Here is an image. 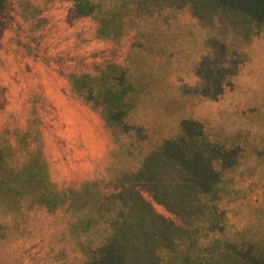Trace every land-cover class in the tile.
Segmentation results:
<instances>
[{"label": "rangeland", "instance_id": "obj_1", "mask_svg": "<svg viewBox=\"0 0 264 264\" xmlns=\"http://www.w3.org/2000/svg\"><path fill=\"white\" fill-rule=\"evenodd\" d=\"M88 2L92 16L73 0L0 11V264H84L117 228L128 264H264V23L219 0ZM60 92L100 122V159L60 136L75 111ZM177 139L214 169L203 196L177 187L185 175L172 164L138 172ZM149 178L175 182L174 212Z\"/></svg>", "mask_w": 264, "mask_h": 264}, {"label": "trees", "instance_id": "obj_2", "mask_svg": "<svg viewBox=\"0 0 264 264\" xmlns=\"http://www.w3.org/2000/svg\"><path fill=\"white\" fill-rule=\"evenodd\" d=\"M6 1L0 0V11L4 8ZM73 2L75 3V10L78 15L92 16L95 14L97 6L89 3L88 0H73ZM219 2L222 5L241 11L245 18L252 19L257 23H264V0H219ZM206 59L208 57H205L201 62V71L198 74L208 82L213 75V70L209 68L210 64L206 63ZM202 72L205 73L203 76ZM221 91L222 88L218 86L214 93L205 95L216 98L221 94ZM182 129L190 136H200L202 133L200 125L194 121H184ZM182 141L181 139L166 141L155 153L145 160L138 172L140 175L143 174V171L149 170L150 164L155 161L162 162L165 165L172 164L185 175L183 180L176 182L177 187H180L183 191L184 189L196 188L200 190L199 195L203 196L208 193L209 180L211 175L215 173L214 169L211 167L210 161L205 159L202 151H196L192 156L185 155L182 150ZM174 183L171 180L159 181L149 178L145 179L143 184L149 190L152 199L156 203L162 205L169 212H174L175 210L172 205H174L175 200L169 192L170 187H173ZM160 193H162V196H160ZM137 195L141 208H144L143 210L148 211L152 216H157L151 204L141 194L137 193ZM122 219V217H119V220L115 222L116 227H118ZM118 230L117 228L106 243L95 249L84 264H128L123 254L124 249L129 243L127 240L128 235L120 237Z\"/></svg>", "mask_w": 264, "mask_h": 264}, {"label": "crops", "instance_id": "obj_3", "mask_svg": "<svg viewBox=\"0 0 264 264\" xmlns=\"http://www.w3.org/2000/svg\"><path fill=\"white\" fill-rule=\"evenodd\" d=\"M58 95L68 106L72 107V111L75 110L71 112V119L63 120L64 129L60 136L65 141L79 142L81 144L82 156L84 158L85 154L86 160L95 161L100 159L106 151L108 140L97 117L94 114H90L92 121L88 118H78L76 109H85V107L67 97L63 92H60ZM47 99L51 104L57 106L50 97L47 96ZM83 124L87 125L86 130L82 127Z\"/></svg>", "mask_w": 264, "mask_h": 264}]
</instances>
